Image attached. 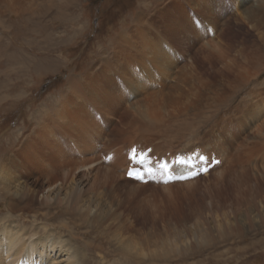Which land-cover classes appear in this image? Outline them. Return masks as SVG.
<instances>
[{"label":"rangeland","instance_id":"374dc122","mask_svg":"<svg viewBox=\"0 0 264 264\" xmlns=\"http://www.w3.org/2000/svg\"><path fill=\"white\" fill-rule=\"evenodd\" d=\"M261 2L0 0L14 220L66 225L83 264H264ZM89 196L102 219L69 210Z\"/></svg>","mask_w":264,"mask_h":264},{"label":"bare ground","instance_id":"6f19581e","mask_svg":"<svg viewBox=\"0 0 264 264\" xmlns=\"http://www.w3.org/2000/svg\"><path fill=\"white\" fill-rule=\"evenodd\" d=\"M263 3L261 2L258 7L249 9L252 16L249 13L248 17L255 20L256 23L264 21ZM262 15L263 17L260 18ZM186 164L190 165L189 168L191 169L183 168L182 174L186 171L193 173L195 171L193 168L196 166L189 162H186ZM20 179L21 177L10 173V171L0 169V193L5 199H8H6L7 203L5 205L8 213L0 218V264H83L74 241L68 237L69 234L63 235L60 232L53 231V226L56 225L55 222H51L50 225L43 224L42 226L45 227L41 228L40 221L36 218L29 225L14 220L15 217L10 206L13 204L14 199L18 202V200H21L19 198L23 196V186ZM59 184L60 182H57L48 186L42 193L45 203L49 204L51 208L56 207L54 204H58V199H60V203L66 200V204H68L71 196L70 194L67 200V195L62 194L63 188ZM61 196L63 197L60 198ZM80 201L83 202L73 208H69V210H74L85 219L91 218L93 215H97L99 219L106 216V207L104 208L100 201L94 200L91 196L85 200L80 199ZM67 210L65 209V211ZM20 216L22 217L23 214H20ZM55 217L56 215H54ZM46 226L50 227L47 228ZM57 226H61L62 230L66 229L69 231L66 225L57 224L55 228ZM123 246L124 249L134 254L131 244L125 243ZM135 254L134 256L137 257ZM84 264L86 263L84 262Z\"/></svg>","mask_w":264,"mask_h":264},{"label":"snow or ice","instance_id":"6c2138e0","mask_svg":"<svg viewBox=\"0 0 264 264\" xmlns=\"http://www.w3.org/2000/svg\"><path fill=\"white\" fill-rule=\"evenodd\" d=\"M164 167H166V166H164Z\"/></svg>","mask_w":264,"mask_h":264}]
</instances>
